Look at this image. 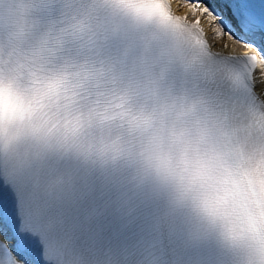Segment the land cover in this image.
I'll return each mask as SVG.
<instances>
[{
  "label": "snow or ice",
  "instance_id": "6c2138e0",
  "mask_svg": "<svg viewBox=\"0 0 264 264\" xmlns=\"http://www.w3.org/2000/svg\"><path fill=\"white\" fill-rule=\"evenodd\" d=\"M182 2L185 15L165 0L161 18L132 16L120 0H0V82H59L54 111L81 115L114 94L126 103L179 95L209 112L243 155L264 144V0ZM203 20L226 38V51L213 50ZM56 151L81 153L39 135L0 151V264H30L28 233L39 236L45 264H64V250L49 239L54 224L43 222V173Z\"/></svg>",
  "mask_w": 264,
  "mask_h": 264
},
{
  "label": "clouds",
  "instance_id": "9594fccd",
  "mask_svg": "<svg viewBox=\"0 0 264 264\" xmlns=\"http://www.w3.org/2000/svg\"><path fill=\"white\" fill-rule=\"evenodd\" d=\"M120 2L132 16L165 15V0ZM64 87L49 80L0 82V151L39 135L72 143L88 157L128 158L211 222L237 264H264V144L240 155L209 112L179 95L126 103L114 94L84 115L54 111Z\"/></svg>",
  "mask_w": 264,
  "mask_h": 264
},
{
  "label": "bare ground",
  "instance_id": "6f19581e",
  "mask_svg": "<svg viewBox=\"0 0 264 264\" xmlns=\"http://www.w3.org/2000/svg\"><path fill=\"white\" fill-rule=\"evenodd\" d=\"M216 37V36H215ZM216 40H218V43H221L222 42V40L221 39H219V38H215Z\"/></svg>",
  "mask_w": 264,
  "mask_h": 264
}]
</instances>
